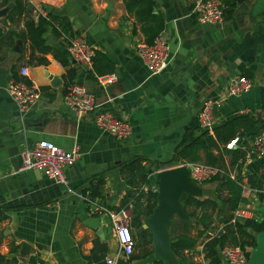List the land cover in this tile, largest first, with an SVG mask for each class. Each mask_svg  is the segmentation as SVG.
<instances>
[{
  "label": "crops",
  "instance_id": "obj_1",
  "mask_svg": "<svg viewBox=\"0 0 264 264\" xmlns=\"http://www.w3.org/2000/svg\"><path fill=\"white\" fill-rule=\"evenodd\" d=\"M153 1L154 13L164 20L162 33L170 51L167 67L157 75H152L137 55V45L144 42V37L122 0H30L46 15L66 17L74 32L112 61L118 79L111 85H101L95 73L76 64L68 44L50 30L45 34L46 44L66 57L68 67L51 55L46 57V66L29 65L28 45L23 42L16 41L11 49L0 50V209L7 214L0 222L1 264H10L12 259L16 264H29L33 257L43 264H99V253L93 254L96 242L107 246L105 264L108 259L116 260L118 246L113 228L106 217L92 214L82 190L91 180L96 182L102 177L103 200L92 201L118 207L127 189L120 174L122 165L139 157L150 171L159 170L158 166L173 158L185 131L199 134L202 103L223 98L233 76L248 77L253 85L249 92L228 98L216 109L217 124L233 115H250L264 123V0L239 3L232 17L217 27L198 23L191 13V0ZM7 26L22 28L21 23ZM23 66L28 67L26 80L41 91L38 103L26 113L20 112L6 91L13 72L19 75ZM69 69L75 72L73 83L95 93L100 109L130 124L128 138L119 140L102 133L90 117L77 118L65 106L64 77ZM53 79L61 84L53 87ZM252 133L241 137L231 150L251 148L255 138ZM39 141L65 150L79 149L80 157L65 169L66 186L55 184L37 171L18 173L20 154ZM230 159L224 155L225 166ZM262 161L254 158L246 162L244 175L257 172ZM215 186L199 187L211 190L209 198H214ZM243 196L259 214L264 203L252 191L243 192ZM89 217L99 219L102 239L83 224ZM23 243L28 247L26 255L21 254ZM201 250V246L196 249L198 253ZM120 260L127 259H117L116 264ZM154 260L183 264L175 256L172 261L152 256L131 264ZM194 262L205 264L203 255L194 256ZM221 264L226 262L222 259Z\"/></svg>",
  "mask_w": 264,
  "mask_h": 264
},
{
  "label": "trees",
  "instance_id": "obj_2",
  "mask_svg": "<svg viewBox=\"0 0 264 264\" xmlns=\"http://www.w3.org/2000/svg\"><path fill=\"white\" fill-rule=\"evenodd\" d=\"M122 1L126 12L134 18L135 24L140 27L144 42L151 44L155 36L161 33L164 28L163 18L154 13V1ZM219 1L224 19H230L236 6L246 0ZM6 8H8L7 15L0 20V50L2 48L11 49L16 41H19L28 45L27 63L31 66H46L48 64L47 55H51L61 66H69L66 57L47 45L45 41V34L48 30L54 36L62 38L67 44L71 39L79 36L78 32L72 30L71 23L66 17L54 16L49 13L45 18L40 17L35 20L30 0H0V10ZM7 23L11 25L21 23L22 28L13 30L7 26ZM93 71L97 77H103L114 72V64L106 55L95 51ZM74 77L75 72L71 69L67 70L64 77L65 88L73 83ZM12 79L23 80L16 72H13ZM255 129L256 133L253 134ZM261 131H264V123L250 115L229 116L214 128L213 135L205 131H200L196 135L194 130H187L175 149L173 158L157 167L161 170V168L178 164L198 162L225 167L224 155H228L231 157L228 167L236 173L235 180L226 173L208 183L216 185L214 198L185 196L183 199L182 207L188 219L174 218L169 227L171 251L183 264H199L194 262V256L197 255H203L205 264H221V251L225 247H238L245 251L249 259L250 252L256 245V236L264 229V220L231 222V213L237 206L248 204V199L243 196V179H247L246 185L256 193L259 202L264 203V176L259 174V169L253 174L244 175L245 158L251 148L228 150L225 146L234 138L240 139L251 133L254 138ZM144 162L143 158L137 157L122 165L120 174L127 189L118 207L108 206L115 211L131 208V229L135 232L136 241L134 254L125 261L120 260L118 264H131L133 261L145 260L152 257L154 253L152 233L149 229H143L142 226L143 220L152 214L157 205V194L142 191L143 186L150 185L151 181L148 176L152 172ZM95 181L91 180L89 186L82 190V194L89 200L99 199L102 201L104 179L96 178ZM217 200L220 204L217 203ZM223 213L227 215L223 216ZM6 218V212L0 209V222ZM192 219L196 221L193 222ZM219 224L222 225L223 230L216 233ZM199 246L202 247V250L198 253L196 249ZM16 251L17 249L13 248V252ZM106 251L105 243H95L93 254L99 253V264H105L103 259ZM1 262H4L2 257H0V264ZM37 262L40 261L34 257L29 260V264H37ZM10 264H16V260L12 259ZM149 264L164 263L154 260Z\"/></svg>",
  "mask_w": 264,
  "mask_h": 264
},
{
  "label": "built area",
  "instance_id": "obj_3",
  "mask_svg": "<svg viewBox=\"0 0 264 264\" xmlns=\"http://www.w3.org/2000/svg\"><path fill=\"white\" fill-rule=\"evenodd\" d=\"M191 13L195 16L199 24L209 27H217L224 23L221 3L219 0H191ZM33 17L35 20L46 17L43 9L33 6ZM71 59L85 70L94 73L93 58L95 56L94 48L88 41L82 37H74L67 45ZM137 55L152 75L160 74L168 65L170 51L168 43L163 35L159 33L153 39L151 44L139 42L136 48ZM19 75L23 80H11L6 88L7 94L17 105L20 112L26 113L33 108L41 98L40 89L26 80L28 76V67L23 66ZM101 85H111L117 82L115 74H109L103 77H97ZM252 80L245 76H233L226 87V93L223 98L206 99L201 106L198 114V127L200 131L208 132L213 135L214 128L218 125L217 118L214 115V109L220 107L228 98H236L252 88ZM63 101L65 106L71 110L77 118L88 116L94 125L102 133L108 134L116 139H126L131 134V126L128 122L116 117L109 111L100 109L96 105L95 93L86 87L71 83L64 90ZM239 142L238 138L232 139L225 147L231 150ZM21 165L18 173L28 171H44L45 176L57 185L66 186L68 184L65 176V169L74 165L80 157L77 147L71 150L62 149L50 142L39 141L31 148L24 150L21 154ZM254 158L262 159L259 168V174L264 176V131L258 133L252 142V147L247 153L245 162H251ZM185 166L189 171V178L197 186L208 184L212 179L221 177L226 173L230 178L235 180L236 173L229 169L228 166L218 167L207 165L202 162L183 163L176 167ZM168 169L162 168L161 170ZM159 170V171H161ZM159 171H152L148 176L151 183L143 186V192L158 194V187L155 184V175ZM243 192L251 191L246 183H242ZM255 193V192H254ZM256 194V193H255ZM85 202L90 205L92 214L104 216L113 228L118 250L117 259H128L134 254L136 245L135 237L131 229V208L121 209L119 211L111 210L108 207L98 205L96 201L83 197ZM231 222L241 220H263L255 208L248 204L239 205L231 213ZM223 227L219 229L220 232ZM216 232V233H217ZM221 258L226 264H247L248 258L244 250L238 247H225L221 251ZM116 260L108 259L107 264H116ZM37 264H43L38 262Z\"/></svg>",
  "mask_w": 264,
  "mask_h": 264
},
{
  "label": "water",
  "instance_id": "obj_4",
  "mask_svg": "<svg viewBox=\"0 0 264 264\" xmlns=\"http://www.w3.org/2000/svg\"><path fill=\"white\" fill-rule=\"evenodd\" d=\"M8 13V8L0 10V18H4ZM19 52L18 49H16ZM51 79V78H50ZM53 87L59 86L58 80L53 79ZM216 116V109L213 111ZM40 176H44V171H37ZM155 184L158 187L157 205L152 214L146 218L143 229H149L153 236V256L161 257L167 261L174 259L171 251L169 227L172 219L178 218L187 220L188 217L183 211L182 201L185 196L209 198L211 190L203 189L195 185L189 178V171L185 166L164 169L156 173ZM217 203L220 204L219 200ZM258 212L264 220V207H260ZM192 221H196L192 219ZM83 224L94 230L99 238H103V231L99 227V219L87 218ZM135 236V232H132ZM27 245H21V254H27ZM247 264H264V229L256 236V245L251 250Z\"/></svg>",
  "mask_w": 264,
  "mask_h": 264
},
{
  "label": "rangeland",
  "instance_id": "obj_5",
  "mask_svg": "<svg viewBox=\"0 0 264 264\" xmlns=\"http://www.w3.org/2000/svg\"><path fill=\"white\" fill-rule=\"evenodd\" d=\"M175 166H176V165H174V166H172V167H168V169H170V168H175ZM156 171H159V170H156ZM205 185H207V184H205Z\"/></svg>",
  "mask_w": 264,
  "mask_h": 264
}]
</instances>
